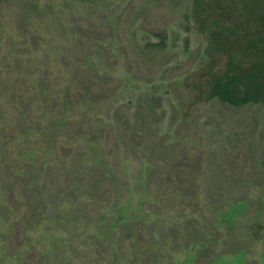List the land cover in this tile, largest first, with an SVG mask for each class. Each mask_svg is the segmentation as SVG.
<instances>
[{
    "label": "trees",
    "instance_id": "16d2710c",
    "mask_svg": "<svg viewBox=\"0 0 264 264\" xmlns=\"http://www.w3.org/2000/svg\"><path fill=\"white\" fill-rule=\"evenodd\" d=\"M189 2L185 30L200 32L209 42L193 75L197 102L264 106V0ZM135 3L0 0V9L15 10L14 27L31 20L27 6L39 12L42 20L35 25L41 24L43 31L33 39L41 41L44 65L39 87L33 86L42 98L35 111L20 94L0 102V264H159L189 248L199 264H213L247 254L257 244L264 257L262 213L248 219L242 214L234 224L225 218L231 208L243 207L249 213L252 189L246 186L244 195L229 197L217 188L203 189L204 184L172 182L168 156L181 153L169 154L174 141L163 142L161 167L154 151L138 143L139 136L133 134L128 141L126 135L139 127L134 115L142 104L146 101L154 114L170 94L162 77L141 88L132 74L134 62L166 54L172 37L136 20L127 40L122 23ZM77 17L85 25L77 27ZM53 19L67 22L62 34L74 25L73 39L62 37L54 45L59 36L45 30ZM94 29L100 35L96 44L83 38ZM24 43L5 33L0 22V63H10ZM60 60L71 79L65 86L57 83L55 65ZM100 79L110 84L104 96L96 95L93 87ZM139 89L146 99L137 97ZM134 158L139 162L136 175ZM119 159L124 161L115 165ZM120 168L124 190L114 194L113 186L106 184L116 179ZM165 174L166 179L154 182ZM235 230L246 235L251 250L232 249Z\"/></svg>",
    "mask_w": 264,
    "mask_h": 264
},
{
    "label": "rangeland",
    "instance_id": "374dc122",
    "mask_svg": "<svg viewBox=\"0 0 264 264\" xmlns=\"http://www.w3.org/2000/svg\"><path fill=\"white\" fill-rule=\"evenodd\" d=\"M134 5L122 23L123 35L127 40L131 35V25L136 20L138 24L144 21L148 25V30H166L172 37L168 40L170 50L166 54L155 55L157 58L151 57L152 60L147 58L140 59V63L134 62L135 67H132V74L136 75L139 81L137 86L141 88H145L146 81L162 77L170 94H165L159 102L163 104V108L154 114L149 112L146 101L142 104L138 114L134 115L136 121H139V127L126 135L128 141L131 140L133 134L139 136L138 143L142 145V148L154 151L156 163L160 167L165 165L160 162L166 152L163 149V142L174 141L169 154L172 151L181 153L178 156H168L170 160L167 164L172 167L167 170V173L172 182L204 184L203 189L217 188L219 193L227 194L229 197L244 195L246 189L243 188L247 186L253 192L249 203V213L248 211L246 213L247 209L243 207L231 208L225 218L234 224L242 214V217H247V219L259 213H262L264 217V106L233 108L217 100L197 102L191 88L193 75L198 72V65L205 59L204 54L209 42L200 32L191 33L185 30L188 23L184 20V16L190 10L191 3L189 0H136ZM26 10V17L31 19L27 20L30 25L22 27L23 25L16 23L14 27L13 24L17 17L15 10H8L4 7L0 9V22L5 33L19 38L21 45L25 41L22 50L16 53L10 63L6 65L0 63V102L7 103L12 95L20 94L27 103L28 109L35 111V107L40 104L42 98L33 86L39 87L40 78L44 74V65L40 64L39 58L41 41H35L33 36L41 33L43 28L39 23L35 25V21L42 20L39 12L28 6ZM76 21L79 23L77 27L85 25V22L79 20L78 17ZM66 23L65 20L53 19V24L51 22L45 26V30L48 28V33L55 30L59 36L54 45L60 43L63 40L62 37L72 38L74 25L73 30L70 31L67 27L68 30L62 34ZM95 23L100 24V20L95 18ZM99 37L98 31L94 29L85 32L83 38L96 44ZM68 48L74 49V44H70ZM8 50L9 48L6 47V51ZM76 53L79 55V52ZM136 54L138 55V52ZM78 60L79 58H74L75 63ZM55 67L56 73L59 72L57 83L65 86L71 79L67 76L68 71L63 68V61H58ZM106 84L109 83L102 79L96 80L93 86L95 94L104 96ZM137 97L146 99L147 95L144 90L139 89ZM160 131H163V135ZM123 161L119 159L114 164ZM132 162H134L135 169L133 173L136 175L139 172V162L135 158ZM131 170L132 168L129 169ZM121 171L122 169L116 172L118 173L116 179L106 184L108 187L113 186L114 194L119 189L124 190ZM166 178L167 174L165 178L154 177V182L159 183ZM231 184L234 186L232 187ZM101 187L103 188V184ZM124 195V192H121L119 197ZM204 198L201 197L200 200L203 201ZM107 199L108 197H102V201ZM259 207L263 208L261 212L258 211ZM235 232L237 235L233 237L236 241L232 249L244 247L251 250L246 235L236 230ZM260 246L262 245L257 244L247 254L226 256L213 264H264ZM159 264H199V262L194 257L192 249L189 248L176 253L173 259H167Z\"/></svg>",
    "mask_w": 264,
    "mask_h": 264
}]
</instances>
